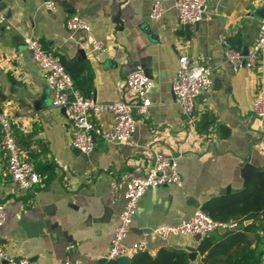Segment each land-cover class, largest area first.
<instances>
[{"label":"crops","instance_id":"obj_1","mask_svg":"<svg viewBox=\"0 0 264 264\" xmlns=\"http://www.w3.org/2000/svg\"><path fill=\"white\" fill-rule=\"evenodd\" d=\"M55 1L56 8L48 10L42 0H0L6 13L0 24V109L10 114L20 151L41 174L27 189L11 179L0 130V202L6 211L0 244L8 255H24L40 264L65 259L97 264L99 257L107 258L128 179L147 172L154 152L162 151L177 155L181 181L146 188L126 242L151 254L165 245L184 247L196 251L189 264H200L194 235L163 238L152 228L187 219L210 197L241 189L247 160L264 168V119L251 107L258 84L264 82V53L253 68L243 64L234 71L222 44L226 39L242 53L251 50L264 0H207L193 24L180 23L176 0H161L164 11L158 19L149 16L154 0ZM70 13L84 17L90 29H68ZM25 34L54 49L74 85L98 101L136 100L126 76L137 65L144 68L152 79L151 104L145 115L133 110L132 143L97 137L89 153L74 150L72 126L64 108L52 103L43 71L23 43ZM94 38L105 48L94 49ZM182 53L190 63L212 68V84L196 98L192 119L181 116L171 90ZM205 112L214 120L200 129L197 122ZM91 118L105 129L114 122L107 110ZM220 125L227 127L226 134ZM247 236L245 256L252 263L264 254V227L247 231Z\"/></svg>","mask_w":264,"mask_h":264},{"label":"built area","instance_id":"obj_2","mask_svg":"<svg viewBox=\"0 0 264 264\" xmlns=\"http://www.w3.org/2000/svg\"><path fill=\"white\" fill-rule=\"evenodd\" d=\"M48 10L56 8L55 0H42ZM207 0H176L175 7L178 19L183 24H193L200 20L206 7ZM164 9L161 0H154L149 16L158 19ZM6 19V13L0 6V24ZM65 25L70 30H89L88 21L76 14L70 13L65 19ZM23 43L30 49L33 58L41 67L46 86L52 92V103L64 107L66 116L72 126V145L81 151L89 153L94 149L97 137L111 142L132 143L136 130V120L133 110L140 114H147L151 99L148 90L152 79L147 75L141 65H137L126 76L129 91L136 97L134 101L124 99H111L98 101L85 95L74 85L71 74L66 70L60 56L54 49L42 45L32 34L23 36ZM224 56L234 71L243 64L253 68L264 53V16L261 19L260 32L253 42L251 50L244 54L232 46L226 39L222 40ZM94 49L102 50L104 43L97 38L92 39ZM213 81L212 68L209 64L200 62L192 64L187 54L178 57V66L173 75L171 90L182 117L192 119L195 101L198 95L207 90ZM251 107L254 114L264 119V82L261 81L252 97ZM107 110L113 113L114 122L108 129L97 125L91 118L94 112ZM1 146L6 155V170L11 179L22 189L34 186L40 181L41 174L36 170L33 162L24 156L17 144L10 114L0 109ZM181 175L178 170V157L155 151L150 168L143 174L131 176L124 191L123 206L118 213V220L112 233L107 258L129 257L140 248L138 243H127L126 237L136 214L139 199L147 187L151 185H164L180 183ZM6 218L5 203L0 202V223ZM236 219H215L201 206H197L191 217L175 223H160L152 231L163 238L171 236L200 234V237L222 228L238 226ZM7 264H40L35 259L19 255H8L6 249L0 244V261ZM59 264H77L65 259ZM264 264V255L260 259Z\"/></svg>","mask_w":264,"mask_h":264},{"label":"trees","instance_id":"obj_3","mask_svg":"<svg viewBox=\"0 0 264 264\" xmlns=\"http://www.w3.org/2000/svg\"><path fill=\"white\" fill-rule=\"evenodd\" d=\"M213 120V115L205 112L197 125L204 129ZM227 130L226 126L220 125L222 134ZM201 207L215 219H236L239 224L223 231L214 230L199 238L196 249L201 254L200 264L260 262L264 254L255 257L252 263L245 255L249 254L247 231L264 227L263 219H260V215L264 217V168L253 172L241 189L210 197ZM247 218H251V222L244 223ZM189 252L187 248L170 245L161 246L155 254L140 248L130 256L129 264H189ZM103 264L119 262L116 258H107Z\"/></svg>","mask_w":264,"mask_h":264},{"label":"water","instance_id":"obj_4","mask_svg":"<svg viewBox=\"0 0 264 264\" xmlns=\"http://www.w3.org/2000/svg\"><path fill=\"white\" fill-rule=\"evenodd\" d=\"M244 54L246 53V51L243 52ZM64 108V107H63ZM74 150L78 153H80L81 155H85L86 153L81 151L78 147H75L74 146ZM261 167L260 166H256V165H253L252 163H250L248 160L244 163V165L242 166L241 168V172H242V177L244 179V182L247 181V179L249 178L250 174L254 171H257V170H260ZM226 189H228V187H226ZM221 192H223V189H221ZM218 231H223L225 230V228H222V227H219L217 229ZM194 237L196 239H199L200 238V234L196 233L194 234ZM196 254V251H190L189 252V257L190 258H193ZM107 258L106 257H99L98 260H97V264H103L105 262ZM118 262L119 264H129L130 262V258L129 257H120L118 258Z\"/></svg>","mask_w":264,"mask_h":264}]
</instances>
